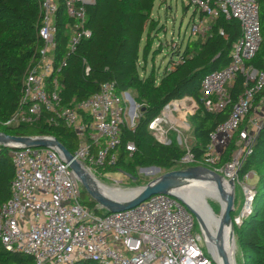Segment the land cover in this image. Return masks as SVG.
<instances>
[{
	"label": "built area",
	"instance_id": "2783aa9c",
	"mask_svg": "<svg viewBox=\"0 0 264 264\" xmlns=\"http://www.w3.org/2000/svg\"><path fill=\"white\" fill-rule=\"evenodd\" d=\"M186 1L203 15L193 20L191 37H211L213 22L221 16L238 20L242 30L233 46L230 65L206 75L200 91L206 108L218 112L231 104L229 87L236 77L244 78L243 94L233 104L228 119L211 133L206 153V162L214 166L234 134L251 116L239 134V142L246 143L245 149L235 157L236 151L225 167H210L243 187L247 203L236 218V224L240 225L252 207L255 192L251 185L239 181L238 171L264 122V69L247 65L262 45L261 2ZM95 3L96 0H40L38 35L42 46L30 62L18 109L4 124L62 123L79 140L74 157L101 179L112 174L102 173V169L114 168L120 161L122 126L129 124L128 109L136 108L135 98L128 91L117 92L114 81L102 83L97 93L70 105L63 104L59 93L60 75L67 57L81 41L92 36L88 8ZM61 5L65 14L60 18ZM64 18L68 19L65 54L58 52V21L63 22ZM219 33L225 35L221 29ZM169 104V109H163V116L149 126L151 132L159 134L157 140L166 145L172 141L164 136L162 122L185 127L187 113L198 109L191 97ZM168 110L170 117L166 115ZM178 141L182 143L181 136ZM125 149L132 156L136 145L128 142ZM11 159L15 175L11 196L0 207V239L6 250L32 257V264H73L81 260L97 264H216L193 213L177 197L158 194L131 209L101 216L83 203V187L56 149L13 148Z\"/></svg>",
	"mask_w": 264,
	"mask_h": 264
},
{
	"label": "trees",
	"instance_id": "16d2710c",
	"mask_svg": "<svg viewBox=\"0 0 264 264\" xmlns=\"http://www.w3.org/2000/svg\"><path fill=\"white\" fill-rule=\"evenodd\" d=\"M260 2L262 45L256 57L248 61L247 65L262 70L264 0ZM155 3L156 0H96L88 8V27L92 36L81 41L67 57V65L62 70L59 82V93L66 105L94 95L101 84L108 81L115 82L117 92L135 91V101L141 107L140 117L134 127L129 124L122 126L120 161L114 168L102 169V173L132 174L137 180L128 177L129 180L138 185L141 184L138 168L160 167L164 172H169L191 166L214 169L225 167L233 160L239 148V134L244 129L243 124L214 166L206 162L211 133L228 119L233 104L243 94L245 86L243 76L238 75L229 87L231 104L215 112L205 106L200 92L201 83L209 73L230 65L233 46L242 35L240 22L219 17L213 22L211 37L202 39L190 36L183 49L178 51V58L170 63L173 66L171 69L170 65L166 67L160 77H155L153 70L146 76L141 70L146 67L155 40L154 33L158 28V20L153 16ZM64 14V6L61 5L59 17H64ZM200 17L203 15L200 14ZM66 22L67 18L63 22L58 21V52L63 54L66 53L68 42ZM40 25V0H0V131L15 136H54L73 154L79 140L76 133L62 123L4 124L18 109L30 62L42 46L38 35ZM220 29L224 31V36L219 33ZM186 97L193 98L198 105L197 111L189 119L194 141L189 149L180 146L175 139H171L169 145L159 142L149 128L150 124L169 103ZM128 142L136 145V152L132 156L125 149ZM11 150L0 146V207L11 196V182L15 175ZM187 155L192 158L190 164L183 163ZM252 173L253 178H257L255 184L251 185L255 192L252 207L242 218L241 224L234 226L236 264H264V122L254 138L250 154L238 171L239 181L247 184L246 178H250ZM82 200L96 214H107L83 188ZM236 203L235 197V208ZM212 206L214 212H218V206ZM231 215L236 219L240 214L234 211ZM196 226L199 230L197 221ZM238 255L241 261H238ZM32 263V257L6 250L0 239V264ZM73 264L97 263L81 260Z\"/></svg>",
	"mask_w": 264,
	"mask_h": 264
},
{
	"label": "water",
	"instance_id": "95a60500",
	"mask_svg": "<svg viewBox=\"0 0 264 264\" xmlns=\"http://www.w3.org/2000/svg\"><path fill=\"white\" fill-rule=\"evenodd\" d=\"M169 105L165 109H169ZM197 110L194 111V113ZM193 113V114H194ZM192 114V115H193ZM0 146L7 148H28V147H46L56 149L63 157L65 163L69 164L70 169L75 173L83 189L98 204L99 208L107 213L119 212L131 209L140 203L148 200L150 197L158 194H168L177 197L184 202L188 209L193 213L201 231V234L208 247V251L214 256L216 264H236L235 257V224L236 219L232 218L235 211V180L226 179L225 176L211 168L204 166H191L181 170H172L165 172L147 184L123 190L119 196L102 193L98 189L97 182L105 185L99 179L94 177L84 165L79 162L74 155L54 136H15L0 131ZM161 170L160 167H152ZM148 169V168H142ZM134 181L137 177L132 174H126ZM213 183L216 187V196L214 197L221 203V213L216 215L211 205L208 203L206 196L203 197L206 213L211 222H215L214 233L210 236V228L213 230L211 223L201 217L189 204L182 198L176 196L174 189L188 183ZM207 195V194H206ZM247 203V202H245ZM228 233V240L232 250L231 256L226 250L225 233Z\"/></svg>",
	"mask_w": 264,
	"mask_h": 264
},
{
	"label": "rangeland",
	"instance_id": "374dc122",
	"mask_svg": "<svg viewBox=\"0 0 264 264\" xmlns=\"http://www.w3.org/2000/svg\"><path fill=\"white\" fill-rule=\"evenodd\" d=\"M186 6H188V2L186 0H156L155 8L153 11V16L155 19L158 20V28L155 30L154 33V44L151 46V51L149 52L147 63L145 69H142L141 72L144 75H149L153 70L155 77H160L163 75L166 67L170 65L173 59L178 58V51L182 50L188 39L190 38V31L191 26L193 23V20L196 17L200 16V12L195 8L193 5H189L186 9ZM195 38V37H192ZM143 63V61L141 60ZM172 64L170 65V69L172 68ZM129 94L132 96H136L134 90H129ZM129 107L128 109V122L131 127H133L138 119L141 107L136 102V108ZM163 112V111H162ZM187 125L185 127L176 128L172 124L171 121L162 122V129L164 130V136L168 137L169 139H175L178 143V136H181L182 143L180 146L185 147L189 149L191 143L194 141V137L192 135V129L189 122V119L193 113H187ZM163 116V114H160ZM167 115V114H166ZM255 116V115H254ZM251 116H248L246 118V122L244 125L248 124V121ZM183 116L181 117L182 120ZM166 123V124H165ZM153 135L156 137H159V134H155V132H152ZM239 148L237 150V153L235 155L238 156L240 154V151L245 149L246 143H240L238 141ZM192 162V158L190 155H187L185 159L183 160V163L190 164ZM210 168V167H208ZM165 173L164 170H157L153 169L152 167H148V169L138 168V175L140 176L141 184H133L129 178L124 175L121 172H114L108 176V178H104L103 181L99 179L102 183L105 184L108 188H121L123 190H129L132 188H137L140 186L145 185L147 181H151L152 179L157 178L161 174ZM254 173L251 174L250 178H246V182L249 185H254L257 178H253ZM119 189V190H121ZM196 193H198L199 198L201 202H203L204 195L206 196L208 203L213 208L212 204L217 207L218 206V212H215L217 216L220 215L222 207L221 203L214 197L216 196L215 193L209 186H206V184L200 185L198 187H195ZM204 193V194H203ZM207 194V195H206ZM235 195L237 198L236 208L235 211L241 213V211L244 208L245 205V193L243 190V187L239 184H236L235 186ZM87 200V197L84 198ZM205 206V205H204ZM214 210V208H213ZM215 211V210H214ZM208 214V213H207ZM208 219V217H206ZM211 226L213 227V230L211 228L209 229L211 233H214V229L216 226L215 222H211ZM200 232V229H199ZM205 244V243H204ZM205 250L206 247H204ZM229 247L227 248L228 251ZM229 252V251H228ZM232 253V252H231ZM235 257H236V249H235ZM238 261H241V256L238 255Z\"/></svg>",
	"mask_w": 264,
	"mask_h": 264
},
{
	"label": "bare ground",
	"instance_id": "6f19581e",
	"mask_svg": "<svg viewBox=\"0 0 264 264\" xmlns=\"http://www.w3.org/2000/svg\"><path fill=\"white\" fill-rule=\"evenodd\" d=\"M167 117L171 116L170 111H167ZM98 185V189L99 191H101L102 193L105 194H111V195H115V196H119L122 194V191H120L119 189L121 188H108L105 185L99 184L98 182L96 183ZM206 184V186H209L213 191V193L216 194V187L213 183H199V182H195V183H188L186 185H182L179 188L174 189V193L176 194V196L182 198L187 204H189L201 217L205 218L207 220L206 217H208V221H210V219L212 217H210L209 219V215L206 213V209L204 204L201 202L200 198H199V194L196 193V189H194L195 187H198L200 185ZM204 194V193H203ZM213 233L210 232V236H212ZM226 250L229 247L228 251H229V255L231 256V247H230V243L228 240V233H225V244H224Z\"/></svg>",
	"mask_w": 264,
	"mask_h": 264
},
{
	"label": "crops",
	"instance_id": "0c3cea01",
	"mask_svg": "<svg viewBox=\"0 0 264 264\" xmlns=\"http://www.w3.org/2000/svg\"><path fill=\"white\" fill-rule=\"evenodd\" d=\"M193 100H194V99H193ZM182 114L184 115V114H185V112L183 111V112H182Z\"/></svg>",
	"mask_w": 264,
	"mask_h": 264
}]
</instances>
